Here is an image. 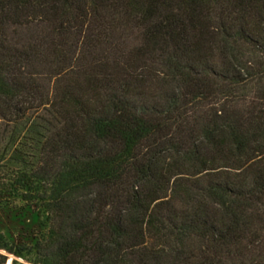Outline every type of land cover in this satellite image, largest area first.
<instances>
[{"label":"trees","instance_id":"trees-1","mask_svg":"<svg viewBox=\"0 0 264 264\" xmlns=\"http://www.w3.org/2000/svg\"><path fill=\"white\" fill-rule=\"evenodd\" d=\"M5 161L30 264H264V0H0Z\"/></svg>","mask_w":264,"mask_h":264},{"label":"rangeland","instance_id":"rangeland-1","mask_svg":"<svg viewBox=\"0 0 264 264\" xmlns=\"http://www.w3.org/2000/svg\"><path fill=\"white\" fill-rule=\"evenodd\" d=\"M150 102V101H148ZM31 116H29L30 118ZM29 118L26 119V121H24V123L22 125H25L27 122H28V126L29 124L34 120L33 118L29 120ZM6 136H8V134H5ZM23 136L22 137H31V135L29 133H26V132H23L22 134ZM31 141L29 140H20L18 141L15 145L16 147L23 153V158H25L27 161L29 162H32L34 159L33 156H35V151H34V146H32L30 143ZM21 146V147H20ZM23 146V147H22ZM12 153L9 154V156L7 157V159H9L11 157ZM8 163L5 161V163L1 164V168H0V179H3V178H6L7 177V174H6V169L2 168V167H5L7 166ZM8 166L11 167V165L9 164ZM12 168V167H11ZM15 169H17L15 167ZM4 171V173H3ZM11 202H9V207H12L14 209H16V207H21V205L23 204L22 203V200L20 198H10ZM43 220L44 222H46V217L45 215H43ZM7 228H10L11 226H6ZM15 232V231H14ZM2 233H5L7 234V230L4 229L2 230ZM15 234H18L17 232H15ZM0 255L4 256L6 258V264H13L15 261L19 262V263H22V264H30L26 261H24L23 259L21 258H18L16 257L15 255L13 254H10L8 251L4 250V249H0Z\"/></svg>","mask_w":264,"mask_h":264}]
</instances>
